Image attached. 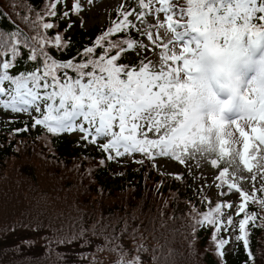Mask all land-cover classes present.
I'll return each mask as SVG.
<instances>
[{
    "label": "snow or ice",
    "instance_id": "6c2138e0",
    "mask_svg": "<svg viewBox=\"0 0 264 264\" xmlns=\"http://www.w3.org/2000/svg\"><path fill=\"white\" fill-rule=\"evenodd\" d=\"M92 2L42 0L37 8L29 0H8L10 11L0 12V18L12 25L10 30H0V110L25 114L31 124L22 121V127L11 130L5 126V132L11 139L40 126L41 134L35 139L43 137L50 152V135L59 138L78 132L76 144L94 146L100 153L99 166L131 162L145 169L142 179L149 171L161 176L153 188L155 195L163 196L160 189L166 180L190 188L192 196L183 199L188 209L183 215L189 217L193 234L197 227L211 229L220 264H224L228 240L219 233L232 225V216L224 217V209L232 203L220 200L213 204L208 190L215 187L218 197L234 191L240 199L237 214L244 213L236 239L245 249V264H255L246 225L251 221L253 227L264 228V216L257 223L256 214L245 209L247 201L264 209V196H255L258 190L264 193V165L253 172L256 157L252 154L264 153V70L244 80L238 69L251 63L252 53H260L264 62V0H134L121 5L117 16L89 44L60 58L75 47L64 34L76 23L72 16L79 19ZM61 21L65 22L62 28ZM157 49L155 62L144 55ZM129 52L137 57L135 64L127 62ZM217 65L220 71L215 70ZM216 88L227 90V98L220 99ZM16 122V115L7 117L6 124ZM242 123L251 125L250 132ZM232 129L242 138L239 151L233 148ZM24 143L18 140L10 147L19 152ZM162 159L183 171H166L158 163ZM206 166L216 170L211 180L203 171ZM74 168L79 170L80 164ZM245 170L251 173V195L237 182L249 179L237 175ZM93 173L94 169H85L87 176ZM179 192L169 189L177 203ZM193 197L207 203L209 210H198ZM168 203L164 198L162 209ZM162 209L160 217L165 215ZM168 219L176 217L169 215ZM165 225L161 219L160 226ZM20 226L32 231L51 229L52 235L43 237L51 264H64L68 255L81 264H104L97 255L101 251L115 254L110 264H145L140 253H147L148 248L140 242L144 240L140 225L128 220L119 224L95 220L86 225L81 215L59 228L51 220L47 225L33 220ZM125 235L136 245L130 252L115 243ZM94 238H102V243L94 245ZM23 243L31 247L34 241L26 237ZM53 245H76L81 251L61 252Z\"/></svg>",
    "mask_w": 264,
    "mask_h": 264
},
{
    "label": "trees",
    "instance_id": "16d2710c",
    "mask_svg": "<svg viewBox=\"0 0 264 264\" xmlns=\"http://www.w3.org/2000/svg\"><path fill=\"white\" fill-rule=\"evenodd\" d=\"M29 2L39 8L42 0ZM4 11H10L8 0L0 2V12ZM116 16L117 13L109 18ZM72 19L76 23L71 29H65L64 34L71 37L75 47L66 56L60 57L62 59L74 55L76 48L89 44L110 22L109 19L102 29H87L80 27V20L76 15ZM64 23L60 22L61 28ZM21 27L24 25L21 24ZM11 28L10 23L0 18V30ZM132 35L136 36V33L133 31ZM144 55L148 58L151 53L145 51ZM127 62L135 64L137 57L129 52ZM18 121L0 127V264H51L43 239L46 234L52 235L51 229L45 227L39 231L25 230L20 224L39 220L47 225L51 220L59 228L61 224L68 225L71 219L81 215L86 225H91L95 220L118 224L128 220L132 225H140L144 240L140 241L139 236L136 239L148 248L147 253H140L145 264H220L211 240V229L206 226L197 227V232L193 234L189 217L183 215L188 209L183 214L176 215L177 201L171 199L169 193V189L176 190L174 180H166L160 189L163 196L159 197L154 194L153 188L161 176L155 172L149 171L142 179L145 169L131 162L121 165L113 161L99 166L100 153L94 146L81 148L76 144L80 136L78 132L61 134L59 138L50 135L52 152L45 146L43 137L35 139L41 134L40 126L28 133L16 134L10 139L5 126L11 130L22 127V121L31 124L27 117H18ZM18 140L25 142L19 145V152L10 147V144L14 145ZM84 155L91 158L82 159ZM123 159L129 160V157ZM77 163L80 164L79 170L74 168ZM87 168L94 169L92 177L85 174ZM101 187L102 191H98ZM164 198H168L169 203L167 208L162 209ZM180 201L183 202V199ZM193 202L197 204L198 210H209L200 202ZM161 209L165 213L163 217L159 215ZM245 212L255 213L257 223L259 217L264 216V209L252 201L246 202ZM169 215H174L176 219L169 220ZM229 215L232 216V225L228 226L227 231L219 233L228 240L224 248V264H245V249L242 242L236 239L238 221L244 213L235 216L228 212L224 217ZM161 219L166 221L164 227L160 226ZM246 230L249 232V248L254 254L255 264H264V228L253 227L250 221ZM26 237L34 241L31 247L23 243ZM92 243L99 245L102 238H94ZM115 243H122L125 251L129 252L136 246L127 235L122 240L117 239ZM53 248L68 253L73 250L81 251L76 245H53ZM169 249L173 250L171 254ZM97 255L104 264H110L115 259V254L108 251H101ZM152 256L156 259H151ZM73 262L81 264L75 260L74 255H68L64 264Z\"/></svg>",
    "mask_w": 264,
    "mask_h": 264
},
{
    "label": "rangeland",
    "instance_id": "374dc122",
    "mask_svg": "<svg viewBox=\"0 0 264 264\" xmlns=\"http://www.w3.org/2000/svg\"><path fill=\"white\" fill-rule=\"evenodd\" d=\"M131 3H134V0H93L92 4L88 7H86V9L79 16V19L81 18L80 20L83 21V26L87 29H91L94 27L104 28L106 23H107L108 18L110 16H114L115 13L117 12V10L121 7V5L131 4ZM160 18L163 19V15H161ZM149 19H151V17H149ZM160 31H161V35H163L164 30L161 29ZM144 42L146 44L148 43V41L146 39ZM158 51L159 50L157 49L154 52H151L152 54L149 55L148 59L153 60V62H155L158 58ZM179 63L180 62H177V65ZM173 66H176V65H173ZM252 76H253V74L250 73L246 80H248ZM227 95L228 94L225 93L219 97H220V99H226ZM9 115H10L9 112L0 110V121L3 123H6L7 117ZM231 115H232V113H231ZM1 125L2 124H0V126ZM241 126L245 127V130L250 132L251 125H246V124L242 123ZM232 131H233L234 137L236 138L235 142L233 143V148L235 150L239 151L242 148V138L239 137L238 132H235L234 129H232ZM252 154L256 157V159L253 161V163H254L253 172H256L257 169L261 165H264V153H262L260 151H254ZM158 163L163 165L166 171H171V172L183 171V169L180 168V166L178 164L171 162V161H168V160L162 159V160H159ZM203 171L205 172L206 176L210 180L212 179L213 175L216 174V170L210 166H206L203 169ZM237 175L249 178V179L237 180V182L240 183L242 189L248 191L251 195L252 194V183H253L250 180L251 173H249L248 171L245 170L243 172L237 173ZM255 183H256L257 189H259V186L261 183L259 175H257V180ZM188 184L192 185L191 179L188 180ZM175 189L180 190V192H179L180 199H184L186 196H192L191 189L183 187L178 182H176ZM216 192H217V190L215 187H212L211 189L208 190V195L211 197L213 204L217 201H220V200L230 201L232 203V207L231 208H225L224 214L228 213V212H232V214L235 215V211H237L238 205L240 203V199H239L238 195L233 191L231 194H228V195H225L222 197H218L216 195ZM255 196L257 197V199H259L261 196H264V193H262L258 190L255 193ZM193 200L199 202V200L196 197H193ZM201 205L202 206L204 205V206L209 208V205L207 203H203ZM186 210H187V206L183 202L180 201L179 203H177V207H176V211H175L176 215L183 214Z\"/></svg>",
    "mask_w": 264,
    "mask_h": 264
},
{
    "label": "clouds",
    "instance_id": "9594fccd",
    "mask_svg": "<svg viewBox=\"0 0 264 264\" xmlns=\"http://www.w3.org/2000/svg\"><path fill=\"white\" fill-rule=\"evenodd\" d=\"M228 55V54H224ZM220 65L216 66V71H220ZM264 70V62L260 60V53H252L251 54V63L248 65H241L238 69L242 79L246 80L248 75L251 73L253 75L257 74V72ZM216 93L218 96L227 93V90H220L216 88ZM228 94V93H227Z\"/></svg>",
    "mask_w": 264,
    "mask_h": 264
}]
</instances>
